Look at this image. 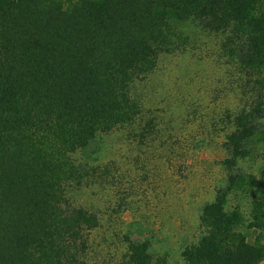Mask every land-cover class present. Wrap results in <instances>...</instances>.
Returning a JSON list of instances; mask_svg holds the SVG:
<instances>
[{"label":"trees","instance_id":"16d2710c","mask_svg":"<svg viewBox=\"0 0 264 264\" xmlns=\"http://www.w3.org/2000/svg\"><path fill=\"white\" fill-rule=\"evenodd\" d=\"M200 52L231 107L176 138L137 91L165 59ZM195 104H178L185 133ZM115 139L128 153L102 164ZM212 144L221 178L182 258L264 264V168L240 165L264 161V0H0V264H92L104 232L125 244L121 264H165L116 227L128 211L149 219L151 166L188 179Z\"/></svg>","mask_w":264,"mask_h":264},{"label":"rangeland","instance_id":"374dc122","mask_svg":"<svg viewBox=\"0 0 264 264\" xmlns=\"http://www.w3.org/2000/svg\"><path fill=\"white\" fill-rule=\"evenodd\" d=\"M212 42L215 41H209L205 48L213 49ZM203 51L206 50L203 48ZM204 52L194 54V56L190 54L183 58L165 59L158 73L153 75L145 87H140L137 91V94L142 97L147 111L152 112V114L148 112V116L158 114L162 120L161 125L172 124L174 130L172 133L178 134L174 136L176 138L186 135L188 132L195 135V127L201 128L202 125H205V121L216 117L219 106L221 110L231 107L230 105L226 106L227 102L224 99L226 79L222 70L214 65L207 66V61L200 65L197 63L198 58L191 60L192 57L204 56ZM192 98H195L196 102L194 108L197 111V120L194 118L189 120L187 123L189 128L185 133L182 120H187V110H180L178 104L186 102L188 106ZM192 122L195 127L190 126ZM168 133V130L162 132V135H165L164 139H167ZM117 140H114L115 143L106 142L103 157L100 160L102 164L112 160L121 162V157L128 153L126 150L118 148L122 142L117 143ZM121 140L123 141V138ZM112 149L113 151L110 152ZM204 149L194 158L196 160L192 168L193 174L188 179L185 173L168 172L164 166H161L162 163H157L156 167L151 166L150 173L142 174L149 175V179L144 181L143 185L145 188L156 187L158 198L146 200L148 202L144 208L139 204L140 210L142 213L148 214L149 219L142 220L139 216L140 212L128 211L122 216V220L116 227V229L122 227V233L129 230L128 233H134V237L149 240L152 245V253L164 257L165 264H185L182 258L183 248L195 241L199 235L201 207L205 201L213 199V190L217 188L218 179L221 178L218 166H207V163L221 161L224 158L221 148L218 144H212L205 146ZM142 159V163L146 162L145 157ZM139 162L141 163V161ZM240 165L245 172L258 176L260 170L264 168V161L257 157L243 161ZM207 171L210 172L207 173ZM142 175L141 172L136 173L137 179H141ZM163 193H166V196ZM107 233L100 234L108 240V243L99 241L100 246L95 252L92 264H121V252L126 249L125 244L115 240L111 233L106 235ZM113 241L115 242L113 243Z\"/></svg>","mask_w":264,"mask_h":264}]
</instances>
